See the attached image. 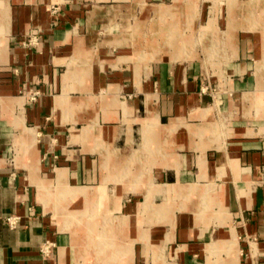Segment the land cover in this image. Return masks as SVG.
<instances>
[{"label":"crops","instance_id":"obj_1","mask_svg":"<svg viewBox=\"0 0 264 264\" xmlns=\"http://www.w3.org/2000/svg\"><path fill=\"white\" fill-rule=\"evenodd\" d=\"M152 1L159 16L172 6ZM132 2L0 0V264H78L85 232L62 230L39 191L60 173L64 184L105 186L103 197L70 200L68 210L89 214L96 199L100 215L126 217L123 233L138 238L133 264H216L218 236L227 238L222 264H264V35L225 37L224 67H216L224 82L209 72L207 44L185 61L117 56L126 39L101 36L99 13ZM172 16L164 50L189 57L183 22ZM259 21L264 34V15ZM33 31L38 44L24 45ZM127 161L130 174L117 181ZM151 182L160 191L149 194ZM190 184L199 189L186 196ZM14 214L21 219L10 228ZM47 240L56 243L49 257Z\"/></svg>","mask_w":264,"mask_h":264},{"label":"rangeland","instance_id":"obj_2","mask_svg":"<svg viewBox=\"0 0 264 264\" xmlns=\"http://www.w3.org/2000/svg\"><path fill=\"white\" fill-rule=\"evenodd\" d=\"M159 1L161 0H158V2ZM162 2L172 4V6H168L170 9L168 8L167 11L164 12V15L161 16L157 15L152 10V4L157 3L152 0H133L132 4L126 7H120L115 11L108 6L102 11V13H99V20L104 19V24L102 23L101 25H98L97 32L108 40L118 37L126 39V44H122L121 47L115 46L114 51L117 56L124 54L135 55V53L142 54L145 51L149 53L159 52L160 55L154 56L153 59L156 60L152 62H156L159 59H170L172 61L190 60L196 55V45L197 48L200 49L207 44L212 50L211 56H206V58H204L205 62L208 67L211 66L210 69L212 68V70L210 71L209 69V72L212 73L213 78L220 79L222 82H224L223 80L226 76L224 77L222 71L218 72L216 67H219L220 69L221 67L222 69L224 67L223 63L225 60L223 54L225 50V37L230 43L236 37L237 33L241 36L253 33L260 36L264 35L262 26L258 24V21H262L264 15V7L262 6L259 8L260 3H263L262 0H164ZM217 5L220 8V29L217 25L218 19L215 16ZM249 5L250 14L249 20L247 21L245 11L246 7ZM241 6H243L244 10H241ZM173 14L175 20L180 19L181 22H183L180 28L184 33V41L180 44L185 47L187 52H190L191 55L189 57L173 58L164 50V33L161 32H164V27H168ZM225 14L227 24L225 18H223V15L225 16ZM164 22H166V24ZM193 22H195V24ZM251 29L256 32H252ZM259 43L262 45L264 42L261 40ZM163 53L168 57L164 56V58H161ZM136 59L137 61H142H133L136 66H143L145 64L142 55H137ZM260 68L262 67L258 64V70ZM261 71L262 70L259 72ZM213 90V92H216L215 87ZM201 164L205 166V162H202ZM202 172L201 175L203 176H200L201 178H204L205 170ZM129 174L130 166L129 161H127L124 164L121 173L116 175L115 179L121 181L125 177H128ZM61 178H63L62 173H60L58 184H53L52 182L43 179L46 183L39 191L42 198H45L47 201L46 210L54 213V219L62 230L71 232L74 238L78 236L79 232L84 230L83 232H85L84 238L86 243L82 246H78V264H115L113 261H106L107 258L103 256V252L101 251L104 246H109L114 239L121 245H125V248L129 247V250L125 252L126 256L121 258L120 264H133L135 258L134 243L138 238H129V236L126 237L123 233L126 226H128V219H126V217L114 216L111 213L100 215L98 212L100 201L98 202L96 199L91 202V212L89 214L77 210L71 212L68 210L70 200L78 198L89 200L92 196L98 197V195L103 197L106 191L105 186H72L62 183ZM138 182L140 183V181L137 180V183L133 186L132 190L139 189ZM188 187H195L197 189ZM149 188L151 189L149 194H151L152 191H160L153 182L150 183ZM187 188L188 191L186 190L185 194L186 196H191L193 192H196L199 189V186L197 184H190L186 185V189ZM172 196L173 193L169 195V199L172 198ZM204 198H206L204 201L208 199L207 197ZM115 200V209H120L121 196H116ZM168 203V200L164 202V209L167 207ZM157 208L162 209L163 206L161 207L158 205ZM198 217L202 220H209L210 215L199 212ZM215 218L222 222V219H224L223 211H217L215 213ZM80 224L82 225L80 226ZM99 227L100 229H98ZM145 236L146 235L143 234L141 239H146ZM226 239L227 238L223 236H218L216 238L217 243L219 245L221 244L217 250V254L212 256V259L216 264H222L224 260H227V247L224 246ZM87 243L89 248H87ZM224 252L226 253V257L222 260L220 255ZM87 253H90L89 260L94 261L95 258H97L100 261H104V263H86L85 261L88 257Z\"/></svg>","mask_w":264,"mask_h":264},{"label":"built area","instance_id":"obj_3","mask_svg":"<svg viewBox=\"0 0 264 264\" xmlns=\"http://www.w3.org/2000/svg\"><path fill=\"white\" fill-rule=\"evenodd\" d=\"M39 42V34L37 31H33L30 33V35L24 40V45L26 46H32L36 45ZM38 96V92H34L31 99L35 100ZM21 216L18 214H14L7 217V223L10 228H16L18 226V223L20 222ZM56 246V243L52 240L45 241L41 246V252L43 256L49 257L53 254L54 248Z\"/></svg>","mask_w":264,"mask_h":264},{"label":"bare ground","instance_id":"obj_4","mask_svg":"<svg viewBox=\"0 0 264 264\" xmlns=\"http://www.w3.org/2000/svg\"><path fill=\"white\" fill-rule=\"evenodd\" d=\"M63 175V173H62ZM69 212V211H68ZM71 212V211H70ZM223 220V219H222ZM82 224H80L81 226ZM84 231V230H83ZM130 238V237H129ZM134 239V238H133ZM130 240V239H128ZM86 241V240H85ZM131 241V240H130ZM89 242V241H87ZM111 242V241H110ZM95 245V244H93ZM82 246V245H81ZM86 246V245H85ZM88 246V245H87ZM125 245H121L119 242L112 240V242L109 244V246H104V248H102V252H103V256L105 258H107L106 261H115L113 263L115 264H119V262L121 261V258H123L124 256H126L127 250H129V247H124ZM103 247V246H101ZM90 251V250H88ZM95 252V251H93ZM90 254V253H88ZM79 256V255H77ZM96 260V259H95ZM208 264H212L211 261Z\"/></svg>","mask_w":264,"mask_h":264}]
</instances>
